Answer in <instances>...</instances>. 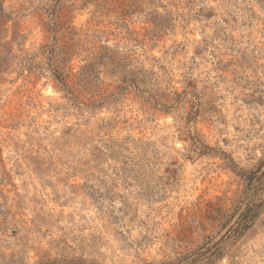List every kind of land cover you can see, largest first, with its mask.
<instances>
[{
    "label": "rangeland",
    "instance_id": "rangeland-1",
    "mask_svg": "<svg viewBox=\"0 0 264 264\" xmlns=\"http://www.w3.org/2000/svg\"><path fill=\"white\" fill-rule=\"evenodd\" d=\"M0 5V264H264V0Z\"/></svg>",
    "mask_w": 264,
    "mask_h": 264
},
{
    "label": "trees",
    "instance_id": "trees-1",
    "mask_svg": "<svg viewBox=\"0 0 264 264\" xmlns=\"http://www.w3.org/2000/svg\"><path fill=\"white\" fill-rule=\"evenodd\" d=\"M10 15H7L2 6L0 5V19L4 20L7 22L8 18H10ZM5 25V24H4ZM49 50L51 53L54 52V47L53 46H49ZM54 79L58 82V84L61 85L63 92H65L67 95L70 94L73 96V93L70 89H68V85L66 83V78L64 77V73H60L59 71H56V73L53 74ZM200 153L202 155H207V154H213L215 156H220L223 158V160L226 161V164L228 167L232 168L234 170V172H236L237 174H243L244 172L238 168L237 165H235V163L232 161V159H230L229 157H227L224 153L218 154L215 151H213L212 149H209L208 147H200L199 148ZM249 175H252V173H249ZM264 207V206H263ZM263 207H259L256 205H252L251 207H249L244 215V218L241 220V223L238 224V228L236 229V233L234 235V242L238 241L251 227L252 223L254 222L255 218L258 216V214L260 213L261 209H263ZM246 218V219H245ZM250 218V219H249ZM218 248H213L210 250L209 253V258L214 257L217 252ZM220 258V257H219Z\"/></svg>",
    "mask_w": 264,
    "mask_h": 264
}]
</instances>
